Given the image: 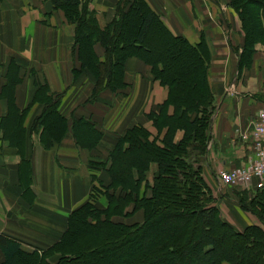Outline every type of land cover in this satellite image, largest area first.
<instances>
[{"label":"crops","instance_id":"1","mask_svg":"<svg viewBox=\"0 0 264 264\" xmlns=\"http://www.w3.org/2000/svg\"><path fill=\"white\" fill-rule=\"evenodd\" d=\"M119 1L88 0L100 28L114 18ZM144 1L173 35L206 44L214 108L200 163L202 176L221 218L237 230L248 225L264 228L255 214L241 208L235 187L217 178L220 169L236 167L252 156L241 135L264 107V8L257 11L261 32L247 45L230 0ZM205 1L214 3L208 7ZM74 30L51 0H0V264H22V255H40L60 240L69 214L89 200L93 186L109 184L108 156L127 128L141 125L152 137L158 134L147 114L167 99L168 86L153 75L149 64L131 55L123 63V85L96 90L92 75L80 67ZM101 49L95 46L99 57ZM42 85L47 95L58 97L56 111L65 119L55 139L35 122L44 109L35 99ZM172 110L169 106L168 112ZM14 113L21 122L10 125L5 135V121ZM82 126L87 127L86 138L98 135L93 145L77 140ZM182 136L183 131L176 130L174 142ZM91 164L98 167L91 170ZM157 169L156 163L150 164L145 173L149 183ZM243 187L249 197L258 190L254 184ZM96 205L104 208L106 197L98 196ZM9 244L20 253L14 261L5 250Z\"/></svg>","mask_w":264,"mask_h":264},{"label":"trees","instance_id":"2","mask_svg":"<svg viewBox=\"0 0 264 264\" xmlns=\"http://www.w3.org/2000/svg\"><path fill=\"white\" fill-rule=\"evenodd\" d=\"M51 1L75 25L74 43L80 67L92 75L96 90L102 86L121 87L123 63L135 55L150 65L153 75L168 86L169 92L158 110L147 114L158 134L152 137L141 125L127 128L108 156L109 184L94 185L89 200L69 214L60 240L40 255L36 252L22 255L25 264H74L88 249L90 255H112L118 264H175L176 261L186 264L188 257L195 264H262L264 228L248 225L237 230L221 218L211 189L202 176L200 163L206 153L214 108L207 80L209 51L204 41L191 44L184 36L173 35L144 0L119 1L114 18L103 28L97 24L95 11L88 8V0ZM229 3L239 14L246 33L245 42L249 45V39L252 42L253 35L261 32L257 11L264 8V0H230ZM132 15L136 20L134 28L126 24ZM153 24L169 43L194 58L198 69L196 79L173 75L168 69V59L153 54L147 41ZM96 45L103 49V60L95 51ZM38 89L35 99L44 103V109L35 122L44 125L43 130L55 139L65 125V119L56 111L58 97L47 95L46 85ZM169 106L173 108L171 113ZM47 113L61 122L59 129L46 122ZM16 114L3 123L5 135L11 131L10 125L21 122ZM164 128L163 135L159 136ZM178 129L183 131V136L174 142ZM86 131L87 127L82 126L76 138L93 145L98 135L91 134L88 139L84 136ZM153 162L158 169L149 183L145 173ZM97 167L90 165L91 170ZM148 188L150 194L146 193ZM257 189L238 203L255 214L264 226V188ZM100 195L107 200L104 208L96 205ZM138 212L142 215L141 221H125ZM171 216L182 219L183 232L177 237H173L174 230L165 236L161 232L159 236L157 224ZM78 227L91 235L81 239L75 230ZM3 240L0 236L1 244ZM234 246L240 251L236 252ZM5 250L10 261L20 255L13 244L5 246ZM148 257L152 258L146 262Z\"/></svg>","mask_w":264,"mask_h":264},{"label":"rangeland","instance_id":"3","mask_svg":"<svg viewBox=\"0 0 264 264\" xmlns=\"http://www.w3.org/2000/svg\"><path fill=\"white\" fill-rule=\"evenodd\" d=\"M209 2L214 3L213 1H208V2L205 1L204 4L207 3L208 7H210ZM139 17H140V14H139ZM135 21H136L135 16L132 15L127 20L126 24H129L133 26L134 28ZM127 32H124V33L127 34ZM147 41L149 43L150 49L153 52V54L160 55L168 59V64H167L168 69L169 71L173 72V75H176L179 78L191 79V80L196 79L198 77V69L196 67V62L194 58L191 57V55L189 56L185 51H183L177 45H172L171 43H169V41H167V39H165V37L162 35L158 27L154 24L152 25L151 30L148 34ZM102 51L103 49H101L102 57H99V58L103 60L104 56L102 55ZM102 83L104 84V81ZM45 120L47 123L54 124L58 129L61 127V122L58 121L55 117H53V115L50 113H47L45 115ZM250 149L252 153L251 158L248 161L244 162L243 164H239L238 166H244L251 159H253L254 152L251 147ZM223 170H227V169H224V168L220 169L217 172V178H218L219 172ZM252 182H254V180ZM225 185L229 187H233V188L235 187L233 191L235 190L234 192H236L237 194V200L248 197L247 192H244L245 188L243 187V185L247 186L249 184H239V185L225 184ZM133 220L141 221L142 220L141 213L138 212L133 217L127 218L125 221L130 222ZM156 229H158L159 231V236H162L161 232H163V235L165 236L166 234L169 235V233L172 232V230H174L173 233H175V235L173 237L179 236L181 232H183L184 230L182 219L175 217V216H171L167 218L166 220L162 221L161 223L157 224ZM75 230L77 231L76 233L80 234L81 239H84L85 237L91 235L90 232H87L82 227L75 228ZM233 248L236 249V252L240 251V249H238V246H234ZM88 250H85L84 252H82L80 255V258L74 264H118V259L113 257L112 255H109V254L107 255V253H99L97 255H90ZM152 257H148L145 261L146 262L150 261ZM25 263L26 262L23 261L22 264H25ZM33 264H40V263L36 262ZM175 264H177V261L175 262ZM186 264H195V261L192 258L188 257Z\"/></svg>","mask_w":264,"mask_h":264},{"label":"built area","instance_id":"4","mask_svg":"<svg viewBox=\"0 0 264 264\" xmlns=\"http://www.w3.org/2000/svg\"><path fill=\"white\" fill-rule=\"evenodd\" d=\"M241 139L250 144L253 159L244 166L220 171L218 179L229 185L254 184L256 188H264V107L258 111L251 129L243 133Z\"/></svg>","mask_w":264,"mask_h":264}]
</instances>
